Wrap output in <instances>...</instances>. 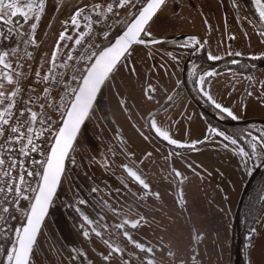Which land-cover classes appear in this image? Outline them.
<instances>
[{
	"label": "rangeland",
	"instance_id": "1",
	"mask_svg": "<svg viewBox=\"0 0 264 264\" xmlns=\"http://www.w3.org/2000/svg\"><path fill=\"white\" fill-rule=\"evenodd\" d=\"M105 1L68 0L69 4L60 6L56 0H46L45 12L36 29V36L43 35L48 30L43 51H48L47 46L51 44L55 50L59 34L65 30L63 21L69 20L78 8L88 6V10L92 5ZM170 2L171 0H168L163 5L150 23L145 33L146 38L161 39L196 34L207 38L209 27L214 36L220 35L219 29L214 25L216 20H220L218 0H201L200 3L199 0H194L196 8L190 0ZM137 3L139 4L140 0H130L124 9H120L118 4L117 23L127 14H131ZM54 11L56 18L53 31L50 24L51 13ZM100 12L102 13L103 9ZM206 17L210 20L208 24L204 22ZM33 22L34 19L28 21L25 28L30 27ZM81 31L86 32L82 26L79 30L69 26L68 35H71L73 40L59 42L62 45L61 55H67L69 50L75 49L77 45L74 40ZM103 37L105 39L106 34ZM103 42L99 41L94 53ZM185 45L189 47V43L186 42ZM208 46L209 52L215 54V47L219 46V42L210 41ZM258 50H262L264 54V45L258 46ZM189 54L190 51L185 46L177 49L163 45L135 46L130 55L116 68L103 89L95 109L109 122L102 124L98 130L101 133L97 130L95 133L109 149L121 146L116 149V154L124 166L134 169L138 167L140 171L145 167L149 174L145 183L149 186L147 193L150 216L149 213L146 216V211L143 215L149 238L147 245L152 252H141V249L135 246L124 247L121 253H112L106 261L103 257L108 256L111 251L102 250L103 257L92 262L94 264H147L149 259L153 260L154 264H229L230 248L233 257L231 241L236 236V209L253 172L252 163L259 165L262 156L249 159L238 155L241 145H232L230 140L217 135L216 133H223L224 136L226 134L213 129L209 123L207 125L204 112L198 108L185 89L181 91L183 67ZM92 58L93 56L89 62ZM193 74L191 65L187 70V82L190 84L194 82ZM221 80L226 82L223 78L210 82L207 95L216 99L212 105H221V108L216 107V112L228 115L221 109H230L233 105L230 111L236 118L228 115L229 117L225 118L218 116V119H264L262 94L257 100L241 98L233 103V99L226 98L227 93L223 87L225 83ZM241 89L247 90V84ZM72 95L73 93L69 95L70 99ZM41 103L42 100H38L37 107L33 106V110L38 112ZM95 113L92 112L87 124ZM57 127L59 123L55 124L54 130ZM156 128L168 132L177 144H170L163 139L156 132ZM80 140L81 135L76 146ZM249 145L246 146L251 155L252 149ZM176 146L181 147L178 153L175 151ZM257 151L259 152V146ZM84 154L90 158L86 173L93 183H97L102 178V170L98 168L91 153L86 151ZM101 159V164L104 165L107 162L104 154ZM108 163L113 167L111 162ZM177 172L180 173L179 176L176 175ZM254 232V237L244 242L243 261L246 260V264H264V210L256 220ZM194 236H199L200 239L194 240ZM47 250L51 256L52 250ZM56 264L65 263L56 260Z\"/></svg>",
	"mask_w": 264,
	"mask_h": 264
},
{
	"label": "snow or ice",
	"instance_id": "2",
	"mask_svg": "<svg viewBox=\"0 0 264 264\" xmlns=\"http://www.w3.org/2000/svg\"><path fill=\"white\" fill-rule=\"evenodd\" d=\"M118 3L120 7H124L130 3V0H118ZM165 3L166 0H147L146 6L139 12L135 22L114 47L99 53H92V56L96 57L94 63L90 64L86 71L79 76V87L71 89V93L74 95L70 102L65 99V95L68 93V89H65V95L60 96V101H64L61 105L56 102L52 92L53 85L64 83L65 73H60L58 78L55 70L57 67L71 66L66 62L57 65L58 53L62 46L59 42L72 41L73 37L68 35L69 26L79 30L81 20H84L89 22L85 25L89 31L78 32L74 40L75 45L82 46L85 37L90 34L91 30L92 17L89 15V11L100 15L96 10L101 5H92L87 11L88 6L78 8L69 20L63 21L65 30L59 34L56 48L49 61H47L50 64L47 73L44 75H41L40 71L34 73L38 78L36 83L46 85L43 88L45 103L39 104L41 111L37 112L33 110V106L36 105L40 97L31 95L24 101L23 108H17L20 103V94L23 91L20 87V81L27 77L22 71L18 70L22 69L23 65L17 63L14 67L9 57L15 56L17 60L20 59L19 44L22 41L25 45L24 56L29 59L32 58V53L27 51V45L38 46L35 40V31L45 12L46 0H0V241L10 245L5 248L4 243H0V264H32L37 236L64 172V161L73 149L80 126L89 114L96 93L116 69L121 58L125 57L126 54L130 55L131 46L145 43L140 38L141 33H146V26ZM256 3L260 6V17L264 18V3H262V0H256ZM107 11L112 12L113 6L108 5ZM33 19L35 22L30 24V33H24L22 31L23 24ZM21 20L23 23H21ZM25 35L28 36V39H24ZM14 37L15 46L4 49L2 47L3 43L12 41ZM63 46L67 47V45ZM80 58L83 59V56ZM210 59L217 58L210 57ZM72 60H74V57L70 50L67 54V61ZM77 71L80 70L77 69ZM208 75H213V73ZM71 79L75 81L77 76L74 74ZM201 83H203V78H201ZM30 91L34 92L35 89H30ZM216 107L221 108V105L216 104ZM61 108H63V111H61ZM46 109L58 113L59 121H53L51 116L47 115ZM221 110L227 112L229 116H233L229 109L222 108ZM25 116L26 118H24ZM235 118L233 116V119ZM56 123H59V127L54 130L53 125ZM153 127H155V123H153ZM156 132L170 144H177L176 140L170 138L168 132L159 128H156ZM216 134L223 136L225 140H230L232 145L237 144L236 139L224 136L223 133ZM45 137L48 139L45 140ZM251 139L254 141L249 145L252 149L251 155L244 148H239L238 155L249 159L262 156V153L257 151V146L259 145L264 150V133L261 136H252ZM37 141L50 145L46 154L43 151L42 144L37 143ZM180 146L183 147L184 145ZM32 153H40L43 159L30 160L29 163L33 166L31 168L26 166L25 159L17 158H28ZM36 166L39 167V170H36ZM126 171L145 189L149 187L135 171L127 167ZM14 172L16 175H13ZM176 175L179 176L180 173L177 172ZM29 178L35 179V187H33V183ZM21 200L29 202L28 209L19 207ZM14 212L21 214L23 223L15 229H10L6 225L9 219H16ZM84 219L87 220L88 218L85 217ZM88 222L91 223V221ZM124 223L126 224L128 221H124ZM138 224L139 221L133 222L131 227L136 228ZM116 227L122 229L123 224L116 225ZM93 231L96 236L101 235L95 229ZM84 235L87 237L88 233L85 232ZM123 235L136 248L152 252L151 248L145 249L142 244L133 241L128 232H123ZM199 239V236H194V240ZM104 243L111 249L109 255L103 257L104 260L107 261L113 252L121 253L119 247L114 248L107 240ZM147 264H154V261L149 259Z\"/></svg>",
	"mask_w": 264,
	"mask_h": 264
},
{
	"label": "flooded vegetation",
	"instance_id": "3",
	"mask_svg": "<svg viewBox=\"0 0 264 264\" xmlns=\"http://www.w3.org/2000/svg\"><path fill=\"white\" fill-rule=\"evenodd\" d=\"M172 2L174 0H171L170 3ZM190 2L194 8L197 7L194 0H190ZM218 3L220 20H216L214 25L219 29L220 35L214 36L211 27H209L207 38L196 34L194 36L200 40H182L177 43L176 48L170 46V42L162 44L172 49L185 46L189 49L190 54L195 51L194 58L188 66V68L191 65L193 67L194 82L190 84L186 81L189 90L185 88L184 83L180 89L181 91L185 89L190 98L209 111H203L197 105L204 112V117L207 119L205 120L208 123L210 121L218 123L215 119L218 116L229 117L216 112L217 108L211 104L216 99L207 95V87L214 79L223 78L226 80V82L221 80L225 83L223 87L227 93L226 98L233 99L231 101L233 103L238 102L241 98L257 100L261 94L264 97V54L262 50H258V46L264 45V35H262L264 25L257 16L251 0H218ZM141 5L143 3H139V7ZM127 16L113 27L110 34L116 35L122 25L127 22ZM209 21L208 17L204 20L205 24H208ZM108 37L109 35L105 39ZM215 40H218L219 46L215 47L217 53L211 54L208 44ZM186 42L189 43V47L185 45ZM210 57L217 59H210ZM209 73H213V75H208ZM201 77H203V83L199 85ZM244 84H247V90L241 89ZM231 107L234 106L231 105ZM105 108L107 109V106ZM93 113L95 114L92 119L85 125L86 129L83 128L80 134L82 135L80 146H75L68 158L73 166L67 167L60 188L50 206L35 245L32 264H56V260L65 264H94L92 262L103 257L102 250L111 251L104 243L105 240L114 248L123 249L135 246L123 235V232H128L133 241L142 244L145 249L148 248L149 238L143 215V212L146 211V216L148 213L150 216L147 189L128 175L124 164L116 154V149L121 146L109 149L98 137L97 146L91 150L90 146L84 142L88 137L87 133H95L96 130L101 133L98 130L102 124L109 122L105 116L98 113L97 109H94ZM257 120L264 121V119ZM256 124L259 125L234 126V132L242 138L252 140V136H261L264 133V125ZM86 151L94 156L98 168L102 170V178L97 183H93L86 173L87 163L90 162V158L84 154ZM259 152L262 153V163L264 150L259 147ZM102 154L107 158L104 165L101 164ZM108 162H111L113 167H110ZM130 169L135 171L144 182L146 178H149L145 167L141 171L138 167ZM257 196L252 207L255 209L260 204V215L264 210V185L259 187ZM85 217L88 219L85 220ZM124 221H128V223L125 224ZM136 221H139L138 226L132 228L131 224ZM120 224H123L122 229L116 227ZM93 229L100 232L101 235L96 236ZM85 232L88 233L87 237L84 235ZM48 248L52 250L51 256L48 254ZM141 252L149 253L142 250ZM122 256L117 255V257Z\"/></svg>",
	"mask_w": 264,
	"mask_h": 264
},
{
	"label": "built area",
	"instance_id": "4",
	"mask_svg": "<svg viewBox=\"0 0 264 264\" xmlns=\"http://www.w3.org/2000/svg\"><path fill=\"white\" fill-rule=\"evenodd\" d=\"M118 4H119L118 0H112L113 11L107 12L105 15H97L96 13L89 12V15H91L92 17V21H91L92 26H91L90 34L85 37L82 46H76L75 49L73 50L72 55L74 57V60L69 61L68 63V65H70L71 67H65L66 79L64 80V83L58 86L57 88H53L52 95L55 97L56 102L58 104L64 103V101H60V96L65 95L64 93L65 89H68V93H69L71 89L75 87V83H77L76 81H78L79 76L82 74L87 64V61L90 59L92 53H94L95 47L99 43L100 37L107 34L110 31V29L114 26V23H116L118 16L117 15ZM14 42H15V37L13 38L12 41H5L2 47L4 49H8ZM81 56H83V59L80 58ZM77 69H79L80 71H77ZM74 74L77 76V80L75 81L71 79L72 75ZM34 78H35L34 74L29 75L25 79L24 84L21 86L23 91L20 94L19 97L20 103L17 105V108L24 107V101H26L30 95V88L32 87V85L35 84ZM67 95H65V99L69 101ZM46 113L48 116H51L52 119L56 118L58 115V113H54L51 109H46ZM54 126L55 124L53 125V129ZM44 139L47 140L48 138L45 137ZM37 143L42 144L43 151L46 154L49 148L48 143H42V141H37ZM17 158L25 159L26 166L31 168L33 166L29 163V161L32 159L41 160L43 159V156L40 153H32L31 156L28 158H24V157H17ZM13 175H16V173L14 172ZM29 180L32 181L34 187L35 179L29 178ZM19 207L21 209H28L29 204L26 200H21ZM13 214L16 216V219L14 220L9 219L6 225V227L10 229H15L16 227L21 226L23 223V218L19 212H14ZM0 243H4L5 248L10 246L8 243L3 241H0Z\"/></svg>",
	"mask_w": 264,
	"mask_h": 264
},
{
	"label": "water",
	"instance_id": "5",
	"mask_svg": "<svg viewBox=\"0 0 264 264\" xmlns=\"http://www.w3.org/2000/svg\"><path fill=\"white\" fill-rule=\"evenodd\" d=\"M167 1V0H166ZM252 3H253V6H254V9H255V12L257 14V16L259 17L260 21L263 23L264 25V18H261L260 17V14H259V5L256 3V0H251ZM146 3H143V5L140 6L137 14L135 15V17L131 20V22L126 26V28L119 34V35H116V36H113V37H108L107 39L104 40V42L100 45V47L98 48L97 52L96 53H99L101 51H105L107 50L108 48H111V47H114L117 43L118 40H120V38L127 32L128 28L131 27V25L135 22V19L138 17V14L139 12L143 9V7L146 6ZM262 3H264V0H262ZM163 7V6H162ZM160 11V9L157 11V14L158 12ZM156 14V15H157ZM156 15L153 17V19L156 17ZM152 19V20H153ZM152 20L149 22V24L146 26V30L148 29L150 23L152 22ZM145 33H141V36L140 38L143 39L145 41L144 44H134L131 46L130 50L131 51L135 46H157V45H162V44H165V43H168V42H175V41H182V40H188V39H198L200 40L197 36H194V35H182V36H171V37H166V38H161V39H146L144 37ZM128 54L125 55V57L127 56ZM194 55H195V51L192 52L186 62L184 63V67H183V83H184V86L187 90L188 89V86L186 84V74H187V68L189 66V63L190 61L194 58ZM125 57H122L121 58V61L118 63L117 67L121 64V62L124 60ZM96 57L93 56L92 60L88 63L87 67L94 63ZM87 67L85 68L84 71H86ZM116 67V68H117ZM116 70V69H115ZM114 70V71H115ZM114 71L109 75L108 79L104 82V84L101 86L100 90L96 93V96L92 102V106L91 108L89 109V114L87 116V118L85 119V121L81 124L80 126V130L77 134V137H76V140L74 141V144H73V149L74 147L76 146V143L79 139V136L83 130V128H85V125L87 124V121L88 119L90 118L92 112L94 111L96 105L98 104L99 102V98L103 92V89L106 85V83L108 82V80L110 79V77L112 76V74L114 73ZM84 73V72H83ZM79 83H80V80L79 82L77 83L76 87L75 88H78L79 87ZM74 95V94H73ZM72 95V96H73ZM72 99V98H71ZM193 99V98H192ZM193 101L195 102L196 105H198L203 111H207L209 112L208 110H206L204 107L201 106V104L197 103L194 99ZM70 102V101H69ZM215 119L222 123V124H225L227 126H230V127H233V126H243V125H247V124H250V123H261L264 125V121L262 120H257V119H248V120H244V121H221L220 119H218L217 117H215ZM73 149L69 152V155L68 157L65 159L64 161V172L61 176V180H60V183L57 185V188H56V192L55 194L53 195V198H52V201L48 207V210H47V214L42 222V226H43V223L49 213V210H50V206L54 200V198L56 197V194L60 188V185H61V181L64 177V174H65V171L67 169L68 166H73L69 161H68V158L70 157V155L72 154V151ZM70 164V165H69ZM264 167V161L258 166V168L254 171V173L250 176V178L248 179L247 183H246V186L243 190V193L241 195V198L239 200V203H238V206H237V209H236V213H235V219H234V233H235V239H233V242H234V264H240L241 262V246H242V239H241V226H240V217H241V210H242V207H243V204H244V200H245V197L248 195L249 193V190H250V187H251V183L253 181V179L258 175V173L263 169ZM42 226H41V229H42ZM40 229V231H41ZM40 234V232H39ZM38 234V236H39ZM38 236H37V239H38ZM236 238H237V241H236Z\"/></svg>",
	"mask_w": 264,
	"mask_h": 264
},
{
	"label": "trees",
	"instance_id": "6",
	"mask_svg": "<svg viewBox=\"0 0 264 264\" xmlns=\"http://www.w3.org/2000/svg\"><path fill=\"white\" fill-rule=\"evenodd\" d=\"M147 0H140V3H145ZM106 2H108V0H106ZM111 0L108 2V5H112V3H110ZM108 7V6H107ZM124 7H121L120 9H124ZM139 4L137 3L136 7H134V9L132 10L131 14L127 16V22L122 25V27L117 31L116 35H119L125 28L126 26L131 22V20L135 17V15L137 14L138 10H139ZM87 11V10H86ZM91 12V11H89ZM108 11L106 10V12L104 14H100V15H105ZM92 13H96V12H92ZM119 11L117 10V20H116V23H114V26L117 24V21L119 20ZM129 13V12H128ZM22 21V20H21ZM89 23V22H88ZM92 26V24H91ZM113 26V27H114ZM113 27L110 29V31L106 34L109 35V37L112 35L110 34ZM89 29L86 30V32L88 31ZM116 35H112L111 37L113 36H116ZM104 36V35H103ZM100 37V40H103L104 37ZM180 42V41H175V42H170V46H173L176 48V45L177 43ZM11 46H15V42L11 45ZM180 48V47H178ZM92 57V55H91ZM90 57V58H91ZM90 60V59H89ZM89 60L87 62H89ZM69 63V61L67 62V64ZM64 73L66 74L65 72V67H64ZM28 77V76H27ZM66 79V78H65ZM34 81H35V84L32 85V87L30 89H35V91H30V95L33 96V97H40V99L38 100H42L43 102V95H40L41 94V90H43V88L46 86V85H43V84H37L36 83V76L34 78ZM24 82H25V79H24ZM24 82L20 85V87L24 84ZM77 82V81H76ZM76 85V83H75ZM65 93V92H64ZM40 95V96H38ZM71 96V91L68 93L67 97L69 98ZM37 100V101H38ZM63 103H61L62 105ZM35 107H37V103L35 105ZM39 111H41L39 109ZM38 111V112H39ZM61 111H62V108H61ZM59 118V114L57 115L56 118L52 119L54 121H59L58 120ZM24 119V118H23ZM210 123L212 124V127H220V129H224V130H227L230 134V136H232L234 139L237 140V143L240 144L241 148H244L245 151L248 152V149H247V146L246 145H249L252 140H249V138L245 139V138H242L240 135L236 134L234 132V129L235 128H229L227 125H221L217 122H213V121H210ZM55 127V126H54ZM86 129V128H85ZM244 129V128H243ZM90 132V131H89ZM88 137H86L87 139L84 140L85 143L88 144V146H90V149L91 150H94L95 146H97V141H99L98 139V134L96 133H87ZM79 140V139H78ZM80 142H82V135H81V140L79 141V144L78 146H80ZM247 142L249 144H247ZM245 143V144H243ZM243 144V145H242ZM77 145V143H76ZM181 147H175V151H179ZM178 153V152H177ZM258 165H256V163H252V169L255 170L257 168ZM36 169L39 170V167L36 166ZM264 185V169L261 170V172L254 178L253 182L251 183V187H250V190H249V193L248 195L245 197V200H244V204H243V207H242V210H241V217H240V226H241V239H242V246H241V262L240 264H246V260L243 261V258H244V254L243 252H245V249H244V242L247 241L248 239H251L254 237V227H255V223H256V220L259 216V212H260V204L258 205L257 208L253 209L252 207V203L254 200H256V198L258 197V189L259 187L263 186ZM232 248H233V245H232ZM232 252V251H231ZM232 258V264H234V254H233V257Z\"/></svg>",
	"mask_w": 264,
	"mask_h": 264
},
{
	"label": "crops",
	"instance_id": "7",
	"mask_svg": "<svg viewBox=\"0 0 264 264\" xmlns=\"http://www.w3.org/2000/svg\"><path fill=\"white\" fill-rule=\"evenodd\" d=\"M56 1L58 2V4L60 6H63V4H64V6H66L67 4H69L68 0H61V1L60 0H56ZM109 1L110 0H108V2ZM108 2L105 1L104 3H97V4L101 5V7L99 9H97L98 10L97 12H99L100 14H104L106 12V10H107ZM102 9H103V12L101 13L100 11ZM51 14H52V20H51L50 26H51V29L54 31V27H55L54 20L56 18L55 11L53 13H51ZM21 23H23V22L21 21ZM87 23H88L87 21L81 20V26L83 28H85V30H87V28L85 27V25ZM25 25L26 24H23L22 31L24 33L28 34V33H30L31 30H30V27L25 28ZM36 33H37V30L35 31V40H36L38 46H33L31 44L27 45V51L32 53V58L31 59H29L26 56H24L25 45H24V43L22 41L19 44V48H20V59L17 60V57H15V56H10L9 57V59L12 61L13 65L15 67H16L17 63L23 65V68L22 69H18V70L19 71H22L26 75V77L29 76V75H31V74H34L36 71H40L41 72V75H44L45 73H47V70L50 67V64L47 61H49V59L51 58V55H52V53L54 51V49L52 47V44L47 46L49 48L48 51H43L44 50V44H45L44 42H45L46 36L48 34V30L43 35L36 36ZM24 39H28V36L25 35ZM73 50H71V52H73ZM69 51L67 52V54L69 53ZM61 53L62 52H59L58 53V58H57V61H56L57 65L64 64L65 62L66 63L68 62L67 61V55L65 53H63L61 55ZM40 59H41V64H40ZM55 71H56L57 76L59 78V74L60 73H64V67H57ZM37 79L38 78L36 77V80ZM63 79L65 80V75H64ZM23 82H24V79H22L20 81V85ZM60 85L61 84H55V85H53V88H57ZM43 94H44L43 93V90H41V94L40 95H43ZM40 95H38V96H40ZM42 103H45V100L44 99H43V102ZM218 123L221 124L220 122H218ZM206 124L208 125V122L207 121H206ZM250 124H252V123H250ZM209 125H210V123H209ZM221 125H225V124H221ZM250 126H252V125H249L247 127H250ZM228 127L229 128H233L234 126L233 127L228 126ZM240 127H244V125L243 126H240ZM213 129H217L219 132H222L223 131L228 137L234 139L232 136H230V134H229V132L227 130L220 129V127H213ZM159 202H160V198H159ZM232 245H234L233 244V238H232V241H231V246ZM233 249H234V247H233ZM229 252H230V255H229L230 256V258H229V264H232V258H231L232 257V252H231V248H230V251Z\"/></svg>",
	"mask_w": 264,
	"mask_h": 264
}]
</instances>
